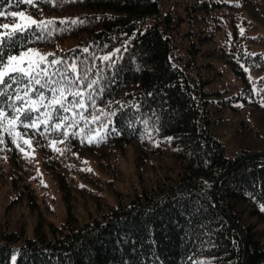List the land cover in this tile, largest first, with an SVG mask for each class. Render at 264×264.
<instances>
[{
	"label": "trees",
	"instance_id": "trees-1",
	"mask_svg": "<svg viewBox=\"0 0 264 264\" xmlns=\"http://www.w3.org/2000/svg\"><path fill=\"white\" fill-rule=\"evenodd\" d=\"M6 3L0 0V10L9 13L86 18L87 24L28 45L67 42L54 52L59 56H87L84 48L103 55L130 38L117 69L105 70L101 100L140 101L142 108L118 112L119 135L99 144L71 137L63 153L37 135L32 143L38 146L28 149L35 155L26 156L5 133V205L12 202L17 218L32 213L37 222L29 235L22 220L12 229L0 221V264L14 255L13 264H203L207 258L211 264H264V0H69L55 6L34 0L4 9ZM13 19L0 17V23ZM133 113L159 119L152 138L172 140L153 145L141 139L144 129ZM126 148L135 151L136 166L153 168L151 184L129 193L115 189L113 201L91 191L88 183L102 178L86 163L117 176L112 156ZM37 165L65 203L59 224L40 209ZM77 177L86 182L78 185ZM85 191L101 203L81 221L73 195Z\"/></svg>",
	"mask_w": 264,
	"mask_h": 264
},
{
	"label": "snow or ice",
	"instance_id": "snow-or-ice-1",
	"mask_svg": "<svg viewBox=\"0 0 264 264\" xmlns=\"http://www.w3.org/2000/svg\"><path fill=\"white\" fill-rule=\"evenodd\" d=\"M21 2L34 5V0H7L3 7L7 9ZM39 2L55 6L69 0ZM9 16L18 19L11 24L0 23V145L7 147V133L21 152L33 156L35 153L28 149L38 146L32 143L37 135L49 141L45 146L61 153L67 149L71 137L79 138L81 143L99 144L110 135H119V128L113 118L120 110L129 107L139 112L142 104L133 100H108L105 105L101 100L105 95L102 91L103 77L105 70L117 69L130 38L103 55L90 53L84 48L83 52L88 53L87 56H59L52 51L42 52L28 45L51 38L54 33L70 31L76 25L87 24L86 18L62 16L36 19L23 10L10 13L0 10V17ZM136 34L133 30L132 35ZM113 103H118L119 109L111 108ZM133 119L143 126L141 139L147 138L153 145L158 144L161 138L172 140V137L152 138L159 131V119L153 123L149 116L145 115L141 119L135 113ZM133 119L125 123L134 130ZM21 128L24 132L20 131ZM29 130L32 134L25 135ZM54 136H59V139L52 138ZM20 141L27 145V149L21 146ZM260 207L264 210V202ZM203 264H211V258L203 259Z\"/></svg>",
	"mask_w": 264,
	"mask_h": 264
},
{
	"label": "rangeland",
	"instance_id": "rangeland-1",
	"mask_svg": "<svg viewBox=\"0 0 264 264\" xmlns=\"http://www.w3.org/2000/svg\"><path fill=\"white\" fill-rule=\"evenodd\" d=\"M25 13L33 16L36 19H43L45 17H48L47 14H36L31 12ZM17 19L18 18H14L9 23H15ZM260 20L262 21L264 20V18H260ZM66 43L67 42L64 41H57L54 45L29 47H35L42 52H57L58 50L64 48L66 46ZM112 161L120 171L117 176H111V174L106 171L105 168L101 169L97 167L96 163H86L88 168L93 167L96 174H98L102 178L100 183H97V181L94 183H88L90 190L98 191L110 201L114 200L115 189H118L121 192L129 193L134 189V187L140 188L144 185L147 186L150 185L153 181V168L150 166L147 167L145 165H140L139 167L136 166L135 151H132L131 148H126L125 152L118 151L114 153L112 156ZM36 170L40 174V184L35 188V190L38 195L40 209L44 212H38V214L43 213L45 214L44 216L47 220L59 224L66 212L65 203L61 198V193L58 191L53 179L49 176L48 173H43L39 165L36 166ZM84 182H86V180H84L83 178H76V183L78 185L83 184ZM4 188L5 186H0V221H7L6 226L12 229L18 226L17 224H19V220H22L23 223L21 224L24 228V232L31 235L34 225H36L37 222V216L31 213L30 216L26 217L25 220L22 216H19V218H17L19 211V209L17 208L19 207H13L14 205L12 202H10L11 204H9L8 206L5 205L8 201L9 195H6ZM86 192L87 191L77 193V195H73L74 200L76 201L74 205V213L81 221L89 218V215L94 213V203H97V205L101 203L98 202L100 200H96ZM13 263L14 259L12 256L10 264Z\"/></svg>",
	"mask_w": 264,
	"mask_h": 264
}]
</instances>
